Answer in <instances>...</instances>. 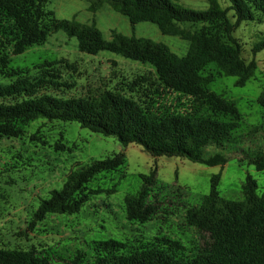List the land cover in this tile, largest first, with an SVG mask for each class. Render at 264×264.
Listing matches in <instances>:
<instances>
[{
  "label": "trees",
  "instance_id": "16d2710c",
  "mask_svg": "<svg viewBox=\"0 0 264 264\" xmlns=\"http://www.w3.org/2000/svg\"><path fill=\"white\" fill-rule=\"evenodd\" d=\"M50 0H0V137L19 138L23 125L37 119L77 122L82 128L104 136H114L123 145H140L153 157H180L205 166L223 167L236 143L235 132L243 119L237 105L212 91L202 71L215 64L221 76L236 77L244 87L257 68L253 59L242 58L241 44L233 37L227 10L217 0H208L205 11H193L176 0H86L96 10L109 4L126 16L132 26L140 22L155 24L162 35L190 42V49L179 56L169 46L147 38L113 32L106 40L94 24L58 19L46 11ZM237 24L264 15V0H228ZM201 27L190 31L182 25ZM222 28V32L218 31ZM63 31L76 38L78 50L89 55L109 51L126 59L149 65L152 70L125 79L113 89L96 96H71L75 87L70 74L77 72L67 59L46 60L30 68H12L11 57L40 46ZM264 50V40L252 48L254 56ZM163 91L179 93L206 105L210 115L197 112H161L155 96ZM264 107V91L258 97ZM64 150V145H56ZM249 163L264 171V147L257 149ZM125 164L123 153L72 171L62 189L54 190L34 213L29 230H34L48 214H75L93 195L106 190L90 188L98 175ZM156 168L142 176L143 185L135 196L125 198L127 219L145 224L163 204L153 195ZM221 173L210 179V191L198 207L186 211L188 225L196 229L201 245L193 256L169 237H156L146 246L133 247L115 239L93 243L94 259L88 264H264V193L257 195L256 180L248 174L242 186L243 199L221 198ZM115 189L107 190V193ZM153 198V199H152ZM81 251L61 264H83ZM0 264H52L35 246L29 249L0 247Z\"/></svg>",
  "mask_w": 264,
  "mask_h": 264
},
{
  "label": "rangeland",
  "instance_id": "374dc122",
  "mask_svg": "<svg viewBox=\"0 0 264 264\" xmlns=\"http://www.w3.org/2000/svg\"><path fill=\"white\" fill-rule=\"evenodd\" d=\"M217 1L227 10L230 24L235 26L233 37L241 44L242 58L247 63L254 59L257 64L253 77L244 87L236 86V77L221 76L215 64H209L202 71L211 81L208 87L234 102L243 117L235 132V147L228 153L229 161L223 167H210L180 157H153L140 145L125 146L116 137L94 133L77 122L34 120L23 125L21 137H0V247L35 246L52 264L71 260L81 251L85 253L83 264H88L94 259L95 241L115 239L141 247L154 242L156 237H169L179 241L186 254L193 256L202 241L199 232L188 225L186 211L189 207H198L209 194L213 175L221 173L219 191L225 200L243 199L242 186L248 174L257 182V195L264 193V171H257L248 158L264 147V107L258 103L264 91V50L256 56L252 53L253 46L264 40V15L255 14L253 20L236 25L229 1ZM176 2L199 12L210 6L208 0ZM45 10L54 12L58 19L94 24L106 40L112 39L116 32L162 42L179 56L190 49L189 41L162 35L153 23L132 26L126 16L107 3L93 10L86 0H50ZM182 27L194 31L201 24ZM62 58L77 66V72L68 73L70 82L75 83L69 92L71 96H96L104 89H113L122 80L130 81L152 70L149 65L109 51L97 55L82 53L76 38H69L63 31L52 34L43 45L12 56L11 67L32 70L35 64ZM155 98L161 112L211 114L208 106L179 93L163 91ZM58 144L65 149L57 150ZM119 153L125 155V164L115 171L98 174L89 183L90 188L115 189L114 192L91 196L79 213L48 214L34 230H29L41 202L52 191L62 189L72 171ZM155 168L153 195L163 202L161 210L145 224L130 221L126 216L125 198L137 195L143 185L142 176Z\"/></svg>",
  "mask_w": 264,
  "mask_h": 264
}]
</instances>
